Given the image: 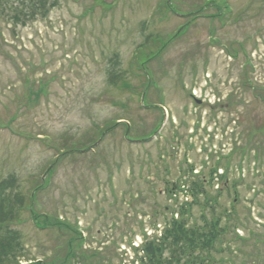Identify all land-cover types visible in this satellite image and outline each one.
I'll use <instances>...</instances> for the list:
<instances>
[{"label": "rangeland", "instance_id": "rangeland-1", "mask_svg": "<svg viewBox=\"0 0 264 264\" xmlns=\"http://www.w3.org/2000/svg\"><path fill=\"white\" fill-rule=\"evenodd\" d=\"M10 6L0 13V175L19 177L28 205L12 225L19 264H136L134 246L183 206L189 227L222 217L214 264H264V164L254 161H264V0H49L46 17L27 23ZM115 54L125 77L112 86ZM147 62L149 88L138 70ZM68 149L80 153L61 156ZM216 168L229 190L211 183ZM198 180L206 195L193 203Z\"/></svg>", "mask_w": 264, "mask_h": 264}, {"label": "trees", "instance_id": "trees-1", "mask_svg": "<svg viewBox=\"0 0 264 264\" xmlns=\"http://www.w3.org/2000/svg\"><path fill=\"white\" fill-rule=\"evenodd\" d=\"M47 3L48 0L21 3L20 7H18L15 12L13 19L16 22L25 23L26 21L29 22L34 20L39 14L46 17L48 14L46 9ZM2 7H4V5H2ZM3 11L4 9L1 10L2 13ZM110 63L111 68L108 72L109 83L112 86H117L118 81L125 77V73L121 69L119 56L117 54L111 58ZM138 70L145 76L141 67H139ZM73 152L74 150L68 149L64 153L70 154ZM256 154L260 153L256 152ZM255 161L259 164L260 169L263 168L262 165L264 164V161L261 156L258 155L255 158ZM217 168L222 169L223 166L218 165ZM217 168L211 173V183L215 184V179H218V182L224 184V190H229L230 186L228 184V179L224 175H218ZM52 174L53 170L51 169L49 170L48 175L51 176ZM235 184H233V189L236 191L238 185ZM203 185L204 182L200 180L191 184L189 193L191 197L194 198L193 203H198L199 198L206 195ZM176 188L179 189L177 184L176 186H173L170 191L167 189V193L170 192L172 195L175 194L176 192L174 191ZM220 192H222V190H220ZM236 193L238 194V192ZM238 195L237 199L233 201L234 206L232 210L228 212L227 215V217L231 219H234L236 216V222L239 218L235 206L239 201ZM207 203L210 205L209 201ZM31 205L32 203L30 201L29 207H31ZM27 206L26 197L21 190L19 177L14 173L9 174L6 177L0 175V264L20 263V257L24 252L22 235L18 230L13 229L12 225L20 220L21 214ZM209 207H211V209L213 208V206ZM184 210L185 206L181 207L180 210H176L175 213H172L173 217L166 222L161 236L155 237L152 242L147 244L144 249V252L147 255V261L145 264L215 263V255L222 253V249H219V244L222 243L221 239L227 232V227L223 225L222 217H218L211 222L207 221L206 217H203V225L189 227V222L186 220L184 221ZM176 215H178V218L175 217ZM46 218L47 217H45V219ZM57 222L58 221L52 222V225L58 230L62 229V227H64L63 229L65 230H71L66 224ZM238 225L239 224L236 223L234 228H237Z\"/></svg>", "mask_w": 264, "mask_h": 264}, {"label": "flooded vegetation", "instance_id": "flooded-vegetation-1", "mask_svg": "<svg viewBox=\"0 0 264 264\" xmlns=\"http://www.w3.org/2000/svg\"><path fill=\"white\" fill-rule=\"evenodd\" d=\"M2 0H0V3H1ZM5 1H8V2H16V3H22V2H28V1H32V0H5ZM63 264H66V263H63Z\"/></svg>", "mask_w": 264, "mask_h": 264}]
</instances>
